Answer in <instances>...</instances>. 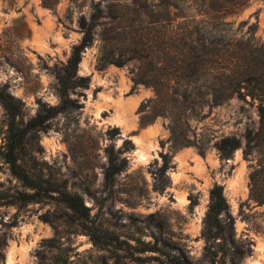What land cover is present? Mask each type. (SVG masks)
Returning a JSON list of instances; mask_svg holds the SVG:
<instances>
[{
  "label": "rangeland",
  "instance_id": "obj_1",
  "mask_svg": "<svg viewBox=\"0 0 264 264\" xmlns=\"http://www.w3.org/2000/svg\"><path fill=\"white\" fill-rule=\"evenodd\" d=\"M0 0V85L24 104V118L32 117L39 101L56 105L60 101L56 75L70 57L83 32L79 18H90L98 3L103 16L93 29L92 43L82 52L78 75L88 76L86 88L71 97L78 108L58 114L49 128L40 131V150L36 157L45 172L67 182L70 192L79 193L91 209L92 220L100 231L136 236L151 241L160 231L175 243L194 264H208L203 220L210 205V190L221 185L229 211L234 218L235 237L251 241V254L239 264H264V203L250 195V173L256 156L245 154V131L258 127L256 102L235 96L209 107L204 105L198 117H190L189 138L203 143V151L194 145L170 146L168 119L157 117L140 125L137 109L154 98L152 87L135 85L133 72L139 66L130 60L123 66L108 63L99 67L106 48L109 28L114 25L111 4L123 11L139 7L132 0ZM157 1V0H156ZM203 0H186L188 12L206 9ZM140 8V7H139ZM133 16V15H132ZM233 31L254 28L264 44V0H246L234 13L223 17ZM119 45L118 43H113ZM126 117V118H125ZM5 111L0 104V126ZM224 136H236L240 145L232 156L223 158L215 142ZM126 159L115 176L112 192L104 185L107 166L106 147ZM264 152V146H263ZM163 154L170 156L169 183L163 191L155 185L166 180L158 177ZM0 183L17 186L7 165L0 159ZM68 211L55 201L5 204L0 202V264H51L53 253L66 258L65 264H122V252L92 243L83 233L63 219ZM50 214L54 221L41 216ZM61 238L55 252L46 241ZM146 261L126 264H158L155 252H145Z\"/></svg>",
  "mask_w": 264,
  "mask_h": 264
},
{
  "label": "trees",
  "instance_id": "obj_2",
  "mask_svg": "<svg viewBox=\"0 0 264 264\" xmlns=\"http://www.w3.org/2000/svg\"><path fill=\"white\" fill-rule=\"evenodd\" d=\"M196 1V0H195ZM246 0H203L206 9L188 12L186 0H132L139 7L123 11L111 4L109 15L114 22L107 34L106 48L99 67L108 63L123 66L130 60L139 63L133 72L135 85L152 87L154 98L142 102L137 112L140 125L152 122L157 117L168 119L169 141L172 148L194 145L203 151V143L189 138L192 132L190 117H198L204 105L213 107L232 96L256 102L258 127L247 129L244 134L245 154L256 156L250 173V195L258 204L264 203V44L255 36L254 28L233 31L231 22L223 17L234 13ZM47 5L52 3L45 0ZM133 15V16H132ZM103 16L96 3L90 18L81 16L79 26L83 32L81 41L74 45L70 57L56 75L60 101L49 105L39 101L35 114L24 118L23 102L13 96L6 84L0 85V104L5 111V121L0 126V159L7 165L17 186L0 183V202L27 204L30 202L55 201L68 212L63 219L74 227L73 233H83L95 245L122 252L126 261L143 262L145 252H155L158 264H194L175 243L154 232L151 241L136 236L126 239L119 234L100 231L92 220L91 209L77 192L67 189V182L56 174L45 172L43 162L36 157L40 150L38 134L49 128L50 121L58 114L79 107L71 97L79 88H86L89 77L78 75L77 68L82 52L93 40V29ZM118 43L119 45H114ZM131 145L126 140L123 149L106 147L107 166L104 170V185L112 192L116 174L126 165V159L115 152L127 150ZM240 145L236 136H224L215 142L223 158H229ZM170 156L163 154V163L158 168L159 179L164 184L154 189L163 191L169 183L167 169ZM45 221H54L50 214L41 216ZM201 235L205 239V256L208 264H239L251 254V241L235 237L234 218L221 185L210 190V205L203 220ZM61 238L46 241L50 250L61 249ZM123 258V259H124ZM122 264H126L125 260ZM66 258L53 253L51 264H65Z\"/></svg>",
  "mask_w": 264,
  "mask_h": 264
},
{
  "label": "bare ground",
  "instance_id": "obj_3",
  "mask_svg": "<svg viewBox=\"0 0 264 264\" xmlns=\"http://www.w3.org/2000/svg\"><path fill=\"white\" fill-rule=\"evenodd\" d=\"M126 118V117H125Z\"/></svg>",
  "mask_w": 264,
  "mask_h": 264
}]
</instances>
